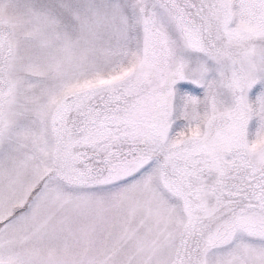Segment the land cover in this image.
Here are the masks:
<instances>
[{
	"label": "snow or ice",
	"instance_id": "6c2138e0",
	"mask_svg": "<svg viewBox=\"0 0 264 264\" xmlns=\"http://www.w3.org/2000/svg\"><path fill=\"white\" fill-rule=\"evenodd\" d=\"M0 264H264V0H0Z\"/></svg>",
	"mask_w": 264,
	"mask_h": 264
}]
</instances>
